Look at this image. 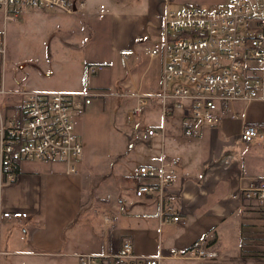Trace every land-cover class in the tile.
<instances>
[{
    "label": "crops",
    "instance_id": "1",
    "mask_svg": "<svg viewBox=\"0 0 264 264\" xmlns=\"http://www.w3.org/2000/svg\"><path fill=\"white\" fill-rule=\"evenodd\" d=\"M121 2H128V6L111 14L115 25L113 45L117 50L132 51L127 69L131 72L143 64L145 49L160 47L163 26L160 17L165 2ZM126 61L127 57H122V62ZM91 64L108 66L105 61H88L82 66ZM162 67L158 71L160 80L155 73L151 74L142 87L148 86L159 94ZM91 88L85 85L86 91ZM148 103L142 109L148 113L146 118L156 116L155 128L148 129H153L157 136L138 139L143 146L144 164L140 165L156 166L164 160L175 159L177 178L162 197L154 195L144 199L133 196L135 174L130 179H120L122 192L117 191L115 202L109 203L113 221L107 224L114 226L107 234L106 248L101 250L118 251L122 237L129 235L136 239L133 241L136 256L162 255L166 258L161 264H264V222L251 203L231 199L232 194L249 189L255 180L264 178V143L245 144L239 138L245 126L264 132V120L242 123L237 140L244 146L231 148L228 138L224 142L220 140V133L228 127V117L214 128L201 126L196 129V135L185 137L180 113H175L164 125L159 98ZM248 105L246 102L233 104L231 115L238 117ZM75 172L69 173L60 161H20L13 172L14 181L10 182L0 170V264H59L63 246L75 244L78 236L88 230L86 220L92 211L83 208L84 178L76 169ZM165 206H171L181 222L165 223L162 216ZM14 212L25 213L27 217L9 220L2 216ZM198 241L205 248L215 250L221 259L168 258L174 252L188 251Z\"/></svg>",
    "mask_w": 264,
    "mask_h": 264
},
{
    "label": "built area",
    "instance_id": "2",
    "mask_svg": "<svg viewBox=\"0 0 264 264\" xmlns=\"http://www.w3.org/2000/svg\"><path fill=\"white\" fill-rule=\"evenodd\" d=\"M83 8L81 0H0L3 16L28 12H57L72 15ZM160 49L147 52L162 54L161 91L148 98H159L162 122L175 113L182 116L183 135L193 137L201 126L214 128L231 115L238 102H264V0H229L222 8L187 7L180 11L165 8L162 17ZM126 59V55L122 56ZM6 58V42L0 32V95ZM103 66L91 64L89 76L99 74ZM18 104L0 108V170L14 181L13 172L20 161H60L69 173L76 174L72 161L82 156V146L75 133V120L91 105L92 95L83 92L20 91ZM146 99V100H145ZM146 97H138L129 118H139ZM132 127L135 140L157 136L153 129ZM262 136L254 126H245L239 136L251 144ZM132 141L133 138L130 137ZM131 148V146H129ZM178 162L168 159L156 166L140 165L135 170V199L162 197L177 178ZM232 200L251 203L264 222V178L251 188L231 195ZM9 220H25L22 212L4 213ZM163 221L181 222L171 207L162 211ZM113 218H105V224ZM166 257L142 258L134 254L132 236L121 239L119 250L102 254H81L77 264H161ZM168 258L217 261L221 256L198 241L186 252H174Z\"/></svg>",
    "mask_w": 264,
    "mask_h": 264
},
{
    "label": "rangeland",
    "instance_id": "3",
    "mask_svg": "<svg viewBox=\"0 0 264 264\" xmlns=\"http://www.w3.org/2000/svg\"><path fill=\"white\" fill-rule=\"evenodd\" d=\"M81 2L83 8L72 15L28 12L5 17L0 13V32L4 34L6 42L1 80L5 94L0 95V108L5 114L9 115L6 107L18 104L19 98L15 93L20 91L83 92L86 91V84L92 87L87 90L93 96L91 105L75 120L82 156L72 161L76 171L84 178L81 197L83 208H88L92 213L86 220L88 230L78 236L75 244L63 246L59 264H77L81 254L104 253L101 248H106L107 234L114 226L105 224L104 219L112 218L109 203L115 202L117 191L122 192L119 180L130 179L136 167L144 164L142 141L135 140L132 127L135 126L136 130L142 125L144 128H155L157 123L156 116H151L153 119L146 118L148 113L144 109H141L139 118H129V110L137 106L138 97H146L149 103L155 101L156 98H148L156 95L155 90L142 86L151 74L155 73L157 80H160L158 71L162 65V54L155 61L147 54L160 47L148 46L150 48L144 50L145 59L141 67L137 65L129 72L130 69H127L130 67L132 51L114 48L115 25L111 14L126 8L128 2L132 1ZM164 2L171 11H179L187 7H225L229 0ZM124 55L127 57L126 62H122ZM88 61H105L108 66L103 65L106 67L102 72L89 76L86 68L89 65L82 66ZM247 104L246 110L237 118H226L229 119L228 127L220 133V140L224 142L228 138L231 148L244 146L237 140L242 123L264 120V102L255 107ZM259 133L262 137L253 141V144L264 143V132L259 129ZM208 137L211 140L212 136ZM133 241L135 243L136 239Z\"/></svg>",
    "mask_w": 264,
    "mask_h": 264
}]
</instances>
